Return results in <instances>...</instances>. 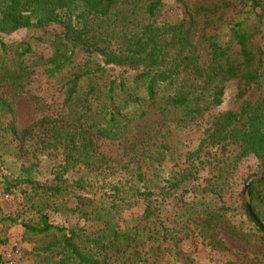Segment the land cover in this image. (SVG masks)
I'll return each mask as SVG.
<instances>
[{
    "label": "trees",
    "instance_id": "obj_1",
    "mask_svg": "<svg viewBox=\"0 0 264 264\" xmlns=\"http://www.w3.org/2000/svg\"><path fill=\"white\" fill-rule=\"evenodd\" d=\"M161 1L0 0V34L10 36L54 25L63 32L53 41L48 57L33 53L27 43L0 42V88L23 92L38 72L57 85L61 96L58 118L43 117L19 134L14 125L10 127L19 147L32 158L46 148L61 150L52 184H36L28 174L31 167L21 168L15 180L33 198H39L30 201L36 205L39 220L22 224L24 233L57 237L42 246L49 253L46 261L53 258V264H107L109 253L128 262L154 264L150 258L160 255L170 231L162 223L157 228L156 222H150L152 204L162 206L167 198L175 200L177 189L192 177L184 173L167 180L161 175L169 151L164 135L182 130L220 106L226 81H237L236 98L264 83V50L256 41L263 21L258 0H246L255 23L250 26L245 19L231 23L227 43L201 36L206 61L195 49L193 18L175 24L160 22ZM81 55L85 57L77 63ZM129 69L134 72L128 75ZM203 135L193 152L199 160L196 173L208 167H228L226 152L232 150L236 160L253 156L258 173L263 174L264 89L256 101L214 117ZM95 138L123 144L128 175L104 182L111 163L96 148ZM80 170L83 173L73 183L78 190L88 187L84 193L91 196L77 198L75 210L82 218L102 223L95 234L54 225L44 211H60L58 202L66 190L62 178ZM223 174L221 171L219 176ZM107 188L110 193L96 191ZM246 192L259 223L250 217L244 203L242 208L264 238V179L250 183ZM154 193L156 199H152ZM134 197L142 200L141 216L121 227L119 213L130 207Z\"/></svg>",
    "mask_w": 264,
    "mask_h": 264
},
{
    "label": "rangeland",
    "instance_id": "obj_2",
    "mask_svg": "<svg viewBox=\"0 0 264 264\" xmlns=\"http://www.w3.org/2000/svg\"><path fill=\"white\" fill-rule=\"evenodd\" d=\"M258 1L263 8V21L256 41L260 49L264 50V0ZM161 5L159 20L162 23L175 24L181 19L193 18L197 29L193 37L195 49L204 61L207 52L201 36H211L221 44L227 43L230 41L231 23L241 19H245L250 26L255 23L254 16L249 15L246 0H162ZM62 36V30L54 25L45 29L21 30L10 36L0 34V42L7 45L27 43L33 53L48 57L53 41ZM84 57L78 56L76 62H81ZM115 72L120 73L119 70ZM133 72L129 69L128 75ZM263 86L264 83L257 84L243 98H236L237 81H226L220 106L205 112L182 130L164 135L169 151L162 164L161 175L167 180L184 173L192 177L177 189L175 200L167 198L162 206L155 202L152 204L150 222H156L157 228L162 223L170 231L168 242L159 249L160 255L150 258L154 264H226L229 261L236 264H264V238L252 226L242 208V203L248 202L247 193L244 195L242 192L244 184L264 174L258 173L257 160L253 156L236 160L233 157L236 152L230 150V153L226 152L228 158L225 162H230L228 167L219 166L215 170L208 167L196 173L199 160L195 159L193 153L199 148L203 132L214 117L226 110L238 111L245 102L256 101ZM56 87L54 82L46 80L37 72L23 92L0 88V253L4 247L15 243L31 264H53V258L46 261L49 253L44 252L42 246L50 242L54 235L50 233L32 237L24 233L22 224H37L39 220L36 205L30 202H37L39 198H33L28 189L15 180L21 168L31 167L28 174L36 184H52L62 155L61 150L46 148L32 158L19 147L10 127L14 125L16 134H19L43 117L58 118L62 110L61 96L57 94ZM94 144L110 159L111 167L104 173L105 183L116 182L123 175H128V157L122 155L124 147L121 142L95 138ZM221 171L224 172L222 178L219 176ZM82 173V170L73 171L62 178L66 180V190L58 202L61 204L60 211H44L54 225L75 227L85 233L95 234L102 228V223L82 218L75 210L77 198L84 194L91 196L90 192L84 193L88 187L78 190L73 183ZM108 189L96 191L110 193ZM27 194L32 197L30 200ZM154 194L152 199L157 198V194ZM142 210V200L134 197L130 207L121 210L117 221L121 227L129 226L132 219L141 216ZM156 246L157 243L152 244L151 250ZM126 259L109 253L106 262L140 264Z\"/></svg>",
    "mask_w": 264,
    "mask_h": 264
},
{
    "label": "built area",
    "instance_id": "obj_3",
    "mask_svg": "<svg viewBox=\"0 0 264 264\" xmlns=\"http://www.w3.org/2000/svg\"><path fill=\"white\" fill-rule=\"evenodd\" d=\"M0 260V264H31L24 258L21 248L15 243L3 248Z\"/></svg>",
    "mask_w": 264,
    "mask_h": 264
},
{
    "label": "water",
    "instance_id": "obj_4",
    "mask_svg": "<svg viewBox=\"0 0 264 264\" xmlns=\"http://www.w3.org/2000/svg\"><path fill=\"white\" fill-rule=\"evenodd\" d=\"M264 179V174L262 176H260L259 178H251L249 179L243 186V189H242V192L244 195H246V190H247V187L250 183H253L255 181H258V180H262ZM245 206H246V209H247V212L248 214L250 215V217L256 222V223H259V221L257 220V218L255 217V215L253 214L252 210H251V207L249 205V203L247 201H245ZM263 230H264V227L262 226ZM264 232V231H263Z\"/></svg>",
    "mask_w": 264,
    "mask_h": 264
}]
</instances>
